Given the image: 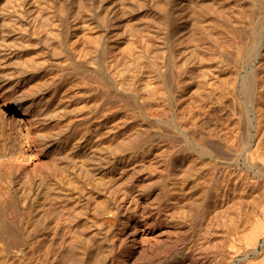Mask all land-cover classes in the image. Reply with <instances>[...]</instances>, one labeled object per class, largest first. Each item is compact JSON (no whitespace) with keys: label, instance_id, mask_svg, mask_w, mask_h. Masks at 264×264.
<instances>
[{"label":"rangeland","instance_id":"obj_1","mask_svg":"<svg viewBox=\"0 0 264 264\" xmlns=\"http://www.w3.org/2000/svg\"><path fill=\"white\" fill-rule=\"evenodd\" d=\"M125 1L115 9L132 3ZM134 1L130 6L135 10L130 15L134 16L129 20L132 24L124 9L121 14L114 9L119 25L106 48L112 56L102 50L104 60L101 57L98 75L94 62L88 61L93 48L77 40L89 29L73 38L70 46L67 43L57 52L51 50L54 54L42 48L39 53L44 62L35 65L36 69L31 66L32 56L25 58L29 64L22 59L21 65L27 63L28 67H17L13 61L14 71L4 69L0 86V221L13 208L20 214L19 225L21 218L24 224L36 220L37 227L53 221L46 240L68 247L63 239L78 234L81 244L94 248L92 256L82 253L85 264H123L129 251V261L136 264L263 263L264 233L256 239L257 245L250 247L248 242H253L249 235L257 233L258 221L264 222V32L257 57L251 62L246 56L254 41L253 22L260 18L264 22V0H197V4L192 0L196 10L191 0L182 2L184 9L181 0H169V7L167 0ZM203 1L212 5H206L212 9L207 8L209 14L201 12L206 9L200 6ZM133 4L143 5L135 9ZM194 18L202 25L198 30H194L198 21ZM238 19H244V26ZM158 20L167 26H159L162 21ZM177 20L185 30L195 23L193 31H181L175 38ZM152 23L161 27L162 39ZM183 33L190 38L183 36L182 40ZM190 33L204 39L197 41L202 48H198L197 38L191 40ZM171 34L174 45L182 37L179 48L175 45L180 50H173L170 39L163 44V38H171ZM150 36L154 42H149ZM165 45L168 49L162 52ZM191 46L199 51L193 47V52ZM158 47L164 49L156 55ZM181 47H187L183 49L187 54L180 52ZM172 51H178L177 55ZM84 52H88L86 56ZM177 62L181 69H176ZM191 66L202 73L195 68L198 72L193 76V71H187ZM253 70L256 84L250 100L235 86L242 75ZM132 86L139 93H131ZM12 96L17 102L10 101ZM144 101L146 106L141 104ZM22 168L28 171V178H20ZM59 221L61 227L55 233ZM15 232H0V261L3 252L17 254ZM37 258V264H53V257L47 260L41 251Z\"/></svg>","mask_w":264,"mask_h":264},{"label":"bare ground","instance_id":"obj_2","mask_svg":"<svg viewBox=\"0 0 264 264\" xmlns=\"http://www.w3.org/2000/svg\"><path fill=\"white\" fill-rule=\"evenodd\" d=\"M47 1L48 0H0V86H2V81H3V74H6V72L4 71V69H6L7 70V67H12V64L15 62V63H17V67H18V64L19 65H21L22 63L24 64V62H23V60L22 59H24V61H26L25 60V58L27 59L28 57L27 56H32V57H30V58H32L31 60H32V62H31V66L32 67H35V65H36V67L37 66H39V63H40V66H41V64L44 62H42V60L41 59H43V56H42V58H41V55H40V53L39 52H41V49L42 48H45V50L46 49H48L49 50V53H50V51L51 50H56V51H53V52H57V49H59V48H65V46H66V44L67 43H69L73 38H75V37H78L77 35H79V33L81 32V31H85V29H89V31H88V34H87V32L85 31V33H84V35H82V36H80V37H78L77 38V40L79 39L81 42H85L86 43V45L89 47V48H93V51H91L90 50V52L92 53V55H91V57L88 59V61L90 60L91 62H94V65H95V70H94V72L98 75L99 73H101L100 71V69H101V63H102V59L104 58V57H102V50H104L105 52H109V55L110 56H112L111 54H110V52L111 51H109V49H106L107 48V45L108 44H110L109 42H111V40L114 38V36H116V33H117V25H119V18L117 17L118 15L116 14V12H114V9L116 8V9H118V7H117V5L120 3V4H122L123 2V0L121 1V0H50L51 2H49L48 4H51V7L50 6H47L48 4H46L47 3ZM131 1V0H130ZM133 1L134 0H132V3H133ZM140 1V0H139ZM156 1V0H155ZM157 1H159V0H157ZM165 0H163V2H164ZM168 1L169 0H167V1H165V3H166V5L169 7V5L171 4V2H172V0H170L169 1V5H168ZM176 2L177 1H179V0H175ZM189 1V0H188ZM194 1V0H193ZM192 0L189 2V3H191V2H193ZM196 1L197 0H195V3H196ZM201 1V0H200ZM208 1V0H207ZM206 1V2H207ZM122 2V3H121ZM126 1L124 0V3H125ZM135 2V1H134ZM138 2V1H137ZM136 2V3H137ZM141 2V1H140ZM182 2H184V0L182 1L181 0V2L179 3L180 5H181V3ZM198 2V1H197ZM202 2V1H201ZM201 2H199L200 4V6L201 7H206V9L204 10V9H202L203 11H201V10H199V11H201L202 12V14H203V12L205 11L206 13L209 11V10H207V8H209V6H206V5H208V4H210V6H211V8H212V5H211V3H209V2H207V4H205L206 2L205 1H203L204 2V5H202L203 3H201ZM124 3H123V5H121V7L122 6H124ZM132 3H131V5H132ZM135 3V4H136ZM143 3V2H142ZM158 3V2H157ZM173 3V2H172ZM194 3V2H193ZM194 3V4H195ZM46 4V5H45ZM128 3H126V5H125V7H123V9H124V11H125V16L127 15V21L128 22H130L131 23V21H129L130 19H132V18H130L131 16V12H133V11H135L134 10V7H133V9L130 7L131 5H130V3L127 5ZM135 4H133L134 6H135V9H137L139 6L141 7V5H143V4H141V5H139L138 7L135 5ZM140 4V3H139ZM158 4H160V3H158ZM162 4V3H161ZM160 4V5H161ZM188 4V3H187ZM192 4V3H191ZM197 4V3H196ZM138 5V4H137ZM164 6L163 7H165V4H163ZM174 5V4H173ZM175 5H176V3H175ZM182 5H183V9L186 7L185 6V4H183L182 3ZM182 5H181V7H182ZM193 5V4H192ZM171 6V5H170ZM179 6V5H178ZM188 6H191V5H188ZM187 6V7H188ZM194 6H196V5H193V9H194ZM198 6V5H197ZM199 6V7H200ZM163 7H160L159 6V8H163ZM201 7L199 8V9H201ZM203 7V8H204ZM176 8V7H175ZM175 8H173V9H175ZM191 8V7H190ZM211 8H209L210 10H212ZM115 9V10H116ZM122 8H120V10H121ZM122 9V10H123ZM163 9H165V11H166V7L165 8H163ZM162 9V10H163ZM169 9V8H168ZM170 9H171V7H170ZM172 9V10H173ZM178 9V8H177ZM188 9H189V7H188ZM192 9V8H191ZM197 9H198V7H197ZM119 10V11H120ZM121 10V11H122ZM159 10V9H158ZM162 10H159L160 12L162 11ZM172 10H169L170 12H172ZM185 10H187V9H185ZM194 10H196V7H195V9ZM207 10V11H206ZM116 11H118V10H116ZM118 11V12H119ZM123 11V12H124ZM159 11H158V14H159ZM183 11V10H182ZM188 11V10H187ZM114 12V13H113ZM178 12V11H177ZM176 12V13H177ZM180 12V11H179ZM197 12H198V10H197ZM201 12H198V13H201ZM204 12V13H205ZM219 13H220V11H218ZM262 12V11H261ZM264 12V11H263ZM167 13V12H166ZM165 12H164V14H166ZM169 13V12H168ZM172 13H175V12H172ZM184 13H185V11H184ZM187 13V12H186ZM185 13V14H186ZM189 13H196L195 11H190ZM210 13H211V11H210ZM219 13H218V15H219ZM119 14H121V12H119ZM124 14V13H123ZM122 14V15H123ZM157 14V15H158ZM162 14V13H161ZM170 15H171V13H169ZM188 14V13H187ZM193 14V15H194ZM197 14V13H196ZM207 14H209V12L207 13ZM122 15H121V18H123L122 17ZM174 14H172V16H173ZM176 15V17H178L179 15H180V17L179 18H182V14H179L178 15V13L177 14H175ZM174 15V16H175ZM178 15V16H177ZM191 16H192V14H190ZM203 15H205V14H203ZM212 15H216V14H212ZM218 15L217 16H215V17H218ZM222 15V14H221ZM219 16V17H222V16ZM163 16H166V15H163ZM167 16H169L168 14H167ZM166 16V17H167ZM184 16V15H183ZM196 18L198 17V15L196 16V15H194ZM263 16V15H262ZM159 18H160V16H158ZM170 17V16H169ZM186 17V16H185ZM185 17H183L184 19H185ZM188 17L190 18V16H189V14H188ZM226 17V16H225ZM224 17V18H225ZM175 18V17H174ZM196 18H194V20L196 19ZM223 18V19H224ZM241 18V17H240ZM243 18V17H242ZM187 19V18H186ZM199 19V18H198ZM198 19H196V20H198ZM202 19H204V18H202ZM261 19V18H260ZM257 20V21H255V22H253V25H252V34H253V39H254V41H253V44H252V46L248 49V51H247V55L248 56H246V61H251L252 62V60H254L255 59V57H257V55H258V51H259V41H260V39H261V37H262V34H263V30H264V22H263V20ZM183 20V19H182ZM189 20V19H188ZM200 20H201V18H200ZM216 20H218L217 18H216ZM220 20H222L221 18H219V21ZM244 20V19H243ZM242 20V21H243ZM121 21V20H120ZM125 21V20H124ZM157 21V20H156ZM158 21H162V20H158ZM164 21V20H163ZM158 22L159 23V26H161L162 24V26H164L165 25V23L166 22ZM193 21V20H192ZM241 21V19L239 20L238 19V22H240ZM242 21L239 23V24H242ZM127 22V23H128ZM154 22H155V20H154ZM173 22H174V19H173ZM176 23V29L175 28H173V32H174V36H175V38L176 37H178V35H179V33H182L185 29H184V27H182L181 25L182 24H180V22H178V20L177 21H175ZM188 22V21H187ZM197 23H199L200 21L198 20V21H196ZM224 22H226V20L224 21ZM223 22V23H224ZM122 23H123V21H122ZM150 23V22H149ZM148 23V24H149ZM196 23V25L197 26H195L196 28L198 27V25H200V27L202 26L200 23L199 24H197ZM223 23L221 24L220 23V26L222 27V25H223ZM121 24V23H120ZM132 24V23H131ZM145 24V23H144ZM153 24V23H152ZM161 24V25H160ZM168 24H171L170 22L168 23ZM195 24V23H194ZM194 24H193V28L192 29H194ZM225 24H227V22L225 23ZM245 24V23H244ZM247 24L249 25V27H250V24L247 22ZM140 25V24H139ZM147 25V24H146ZM145 25V26H146ZM154 26L156 25V27L157 28H159V26H157V24H153ZM173 25V24H172ZM172 25H171V27H172ZM243 25V24H242ZM242 25H240V27H242ZM246 25V24H245ZM121 26V25H120ZM119 26V27H120ZM123 26V25H122ZM131 26V25H130ZM129 26V27H130ZM135 26H136V24H135ZM144 26V27H145ZM167 25H165V27H166ZM191 26H192V24H191ZM219 26V27H220ZM236 26H238L239 27V25H236ZM244 26V25H243ZM146 27H148V25L146 26ZM149 27H151L150 26V24H149ZM199 27V28H200ZM220 27V28H221ZM130 28H132V27H130ZM136 28V27H135ZM134 28V26H133V28H132V30L133 29H135ZM161 28V27H160ZM160 28L159 29H156L157 31H158V33H157V31L156 30H153L154 32L156 31V33H157V35L159 36V37H161L160 36ZM204 28V27H203ZM223 28V27H222ZM221 28V29H222ZM242 28H244V27H242ZM247 28V27H246ZM137 29V28H136ZM152 29V28H151ZM164 30H168V29H166V28H163ZM187 29L188 28H186V30L185 31H187ZM191 29V28H190ZM190 29H188L189 31L188 32H190ZM191 29V31H193ZM224 29V28H223ZM222 29V30H223ZM235 29L237 30V27H235ZM250 29H251V27H250ZM250 29H248V31L250 30ZM119 30H121V29H119ZM149 30V29H148ZM164 30H162V31H164ZM194 30H198V28L197 29H194ZM200 30H201V28H200ZM199 30V31H200ZM244 30V29H243ZM150 31V30H149ZM152 31V32H153ZM161 31V32H162ZM182 31V32H181ZM203 31L205 32H207V29L205 30V29H203ZM151 32V31H150ZM204 32H202L201 31V33H203V34H206V33H204ZM223 32V31H222ZM238 32V31H237ZM240 32V31H239ZM156 33H153V38H155L154 37V35H156ZM164 33H166V31L164 32ZM168 33H169V31H168ZM167 33V34H168ZM172 33V32H171ZM195 33V32H194ZM199 33V32H198ZM197 33V34H198ZM249 33H250V31H249ZM184 34V33H183ZM191 34V37L193 36V34L192 33H190ZM208 34V33H207ZM240 34H241V32H240ZM156 35V36H157ZM185 35H189V34H184V35H182V37L184 36V37H186ZM201 35V34H200ZM210 35V38H211V33L209 34ZM151 36H150V38H151ZM157 36V37H158ZM167 36V35H166ZM164 37L163 38V40H164V42H163V44L165 43H169L170 41H171V39H172V34H171V38L169 37V38H167V37ZM169 36V35H168ZM173 36V37H174ZM180 36H181V34H180ZM180 36H179V38H180ZM194 36H198V35H196V33H195V35ZM204 36H206V35H204ZM203 36V37H204ZM157 37L154 39V40H156L157 39ZM182 37H181V39H182ZM183 37V39L182 40H184L185 38ZM188 38H190L189 36H187ZM186 37V38H187ZM209 37V36H208ZM207 37V38H208ZM212 37H213V35H212ZM149 37H148V39H149V42H151V41H153L154 42V40L152 39H150ZM194 38H197V37H194ZM193 37L191 38V40L192 39H194ZM199 38H201V36H199ZM209 38V39H210ZM252 38V37H251ZM161 39H162V37H161ZM168 39H170V41L168 40ZM178 39V38H177ZM181 39H179V41L178 40H176L175 39V42L177 41V44H178V42H181ZM206 39V38H205ZM209 39H206L207 41L209 40ZM119 40V39H118ZM173 40V39H172ZM187 40H189V39H187ZM201 41H204V39H200ZM200 40H198V38L195 40V42L197 43V45H198V48L199 47H201L202 48V46L200 45V44H198V42H200ZM162 41V40H161ZM198 41V42H197ZM210 41H211V39H210ZM152 42V43H153ZM156 42H157V40H156ZM160 42V41H159ZM158 42V43H159ZM173 41H171L170 43L172 44V47L174 46V48H173V50L174 49H176L175 48V45L177 46V44L175 43V45L172 43ZM188 42V41H187ZM186 42V40H185V43L184 44H186L187 43ZM190 42V41H189ZM261 42V41H260ZM182 43V44H183ZM192 43H194V41L193 42H191L190 43V45H192ZM195 43V44H196ZM150 44V43H149ZM181 44V43H180ZM183 44V45H184ZM249 44V43H248ZM247 44V45H248ZM68 45V44H67ZM157 45V44H156ZM240 45V44H239ZM245 45V44H244ZM246 45V46H247ZM69 46H70V43H69ZM151 46V45H150ZM159 46H162V47H164L161 43H159ZM171 46V45H170ZM184 46H186V45H184ZM242 46V45H241ZM110 47H111V45H110ZM153 47H154V44H153ZM155 47H157V46H155ZM178 47V46H177ZM188 47V46H187ZM187 47H184L185 49H187ZM192 47V48H191ZM191 47H189V48H191L192 49V51H193V47L194 46H191ZM56 48V49H55ZM159 48V47H158ZM161 48V47H160ZM158 49L157 51L159 52V50H162V49H164V48H162V49ZM179 48V47H178ZM183 48V49H184ZM188 48V49H189ZM194 48H196L197 49V46H195ZM243 48V47H242ZM11 49V52H13L14 53V55L13 56H11L9 53H11L9 50ZM152 49V51H153V48H151ZM155 49V48H154ZM167 49L168 48H166V45H165V51H162V52H166L167 51ZM183 49H182V47H181V51L180 52H184L185 54H187V52H186V50H184L183 51ZM247 49V48H246ZM245 49V50H246ZM65 50V49H64ZM111 50V49H110ZM176 50H180V49H176ZM195 50V49H194ZM198 50V49H197ZM203 50V49H202ZM7 51H9V52H7ZM155 51H156V49L154 50V53H155ZM157 51H156V53H157ZM191 51V53H193V52H195V51H193L192 52ZM199 51V50H198ZM197 51V52H198ZM229 51V50H228ZM240 51V50H239ZM44 52V51H43ZM52 52V51H51ZM52 52V53H53ZM89 52V53H90ZM162 52L160 53H158V54H156V55H159V54H162ZM175 51H172V55L173 54H176L177 52H175ZM196 52V53H197ZM226 51H224V53H225ZM42 53V52H41ZM88 53V52H87ZM87 53L86 52H84V54H85V56L87 55ZM168 53V52H167ZM167 53H165V54H167ZM196 53H193V54H196ZM200 53V52H199ZM203 52H201L200 54H202ZM227 53V52H226ZM46 54V53H45ZM54 54V53H53ZM106 54H108V53H106ZM170 54V53H169ZM183 54V53H182ZM184 54V55H185ZM10 55V56H9ZM177 55V54H176ZM175 55V57H174V59L177 57ZM180 55V54H179ZM178 55V56H179ZM184 55L182 56V57H184ZM192 56V54H189V58ZM244 55H245V53H244ZM90 56V55H89ZM107 56V55H106ZM162 56V55H161ZM171 55H169V57H170ZM188 56V55H187ZM198 55H196V57H197ZM36 57V58H35ZM101 57H102V59H101ZM154 57H155V55H154ZM160 57V56H159ZM159 57H156V58H159ZM163 57V56H162ZM161 57V58H162ZM168 57V58H169ZM172 57V56H171ZM196 57H194L195 58V60H197L196 59ZM201 58L202 57V59H203V56H201V55H199L198 56V58ZM106 58V57H105ZM155 58V60H157L158 61V59H156ZM160 58V59H161ZM180 58V57H179ZM185 58V57H184ZM189 58H188V60H189ZM194 58H193V60H194ZM254 58V59H253ZM45 59H47V58H45ZM164 59V58H163ZM167 59V58H166ZM170 59H172V58H170ZM183 59V58H182ZM191 59V58H190ZM242 59V58H241ZM16 60V61H15ZM22 60V61H21ZM30 60V59H29ZM104 60V59H103ZM169 60V59H168ZM167 60V61H168ZM176 60V59H175ZM179 60V59H178ZM185 60V59H184ZM193 60H190V61H193ZM14 61V62H13ZM88 61H86V62H88ZM156 61V62H157ZM166 61V62H167ZM181 61V60H180ZM180 61H178V62H180ZM183 61V60H182ZM22 62V63H21ZM27 63H28V60L26 61ZM107 62V61H106ZM161 63H162V61H160ZM159 62V63H160ZM165 62V63H166ZM178 62H177V64H178ZM183 62H185V61H183ZM187 62V61H186ZM250 62V63H251ZM25 64L24 66H22V67H25L26 65H27V67H28V64ZM107 63H109V62H107ZM158 63V65H159V67H161L160 66V64ZM170 63V62H169ZM188 63V62H187ZM190 63V62H189ZM193 63H194V61H193ZM38 64V65H37ZM176 64V63H175ZM181 64L183 65V63L181 62ZM185 65H186V63H184ZM196 64V63H195ZM242 64V63H241ZM244 64V63H243ZM246 64H248V63H246ZM15 65V64H14ZM105 65V64H104ZM108 65V64H107ZM141 65V67H142V64H140ZM154 65H155V63H154ZM170 65H171V63H170ZM179 65V67H177ZM177 66H176V69H181V67H180V63L178 64ZM192 65V64H191ZM194 65V64H193ZM197 65V64H196ZM198 65H200V64H198ZM16 66V65H15ZM14 66V67H15ZM44 66V65H43ZM127 66H129L128 64H127ZM127 66H126V68H127ZM156 66V65H155ZM164 65H162V67H163ZM184 66V65H183ZM188 66H190V65H188ZM6 67V68H5ZM16 67V68H17ZM20 67V66H19ZM29 67H30V65H29ZM36 67L34 68V69H36ZM108 67V66H107ZM158 67V68H159ZM171 67V66H170ZM185 67V66H184ZM109 68V67H108ZM195 68H198V71H199V67H195ZM195 68H193L192 66L190 67V70L189 69H187V71H190V72H192V73H194V72H198ZM12 69V71H14V68L12 67L11 68ZM20 68H18V70H19ZM160 69V68H159ZM163 69H164V67H163ZM176 69H175V74L177 75V73H179V72H177L176 71ZM239 69H240V67H239ZM18 70H17V72H18ZM237 70V69H236ZM241 70V69H240ZM3 71V72H2ZM161 71V70H160ZM170 71V70H169ZM179 71V70H178ZM184 71V70H183ZM182 71V72H183ZM187 71H186V73H187ZM202 71V70H201ZM204 71V70H203ZM154 72V71H153ZM181 72V73H182ZM189 72V73H190ZM200 72V71H199ZM15 73V72H14ZM169 73V72H168ZM167 73V77H169L170 76V74H168ZM189 73H188V75H189ZM202 72H200V74H201ZM237 73H239L238 71H237ZM8 74H9V72H8ZM11 74V73H10ZM19 74V73H18ZM163 74H166L165 72H161V75L163 76ZM191 74V73H190ZM198 74V73H197ZM234 74V73H233ZM236 74V73H235ZM12 75V74H11ZM11 75H9V76H11ZM157 75V74H156ZM169 75V76H168ZM193 76H195L196 74L194 73V74H192ZM237 75H240V74H237ZM158 76V75H157ZM190 76V75H189ZM192 76V77H193ZM258 76V75H257ZM4 77H5V75H4ZM16 77V76H15ZM100 77V76H99ZM156 77V76H155ZM159 77V76H158ZM157 77V78H158ZM166 77V78H167ZM171 77V76H170ZM169 77V78H170ZM188 77V76H187ZM196 77H199V76H196ZM196 77H194L195 79H199V78H196ZM259 77V76H258ZM6 78H7V75H6ZM6 78L4 79V81L6 80ZM18 78V77H17ZM160 78V77H159ZM169 78H167V81H168V79ZM176 78H177V76H176ZM186 78V77H185ZM189 78V77H188ZM187 78V79H188ZM103 79V78H102ZM175 79V78H174ZM187 79L185 80V81H187ZM189 79H191V78H189ZM194 79V80H195ZM201 79V78H200ZM239 79H240V77H239ZM112 80V79H111ZM165 80V79H164ZM170 80H172V79H170ZM182 80V79H181ZM237 80V79H236ZM97 81L98 82H100L99 81V79H97ZM114 81V80H113ZM112 81V82H113ZM124 81V80H123ZM202 81V80H201ZM200 80H199V82H201ZM109 82V81H108ZM164 82V81H163ZM181 82V81H180ZM179 82V83H180ZM184 82V81H183ZM183 82H181V83H183ZM192 82V81H191ZM198 82V81H197ZM114 83V82H113ZM124 83V82H123ZM127 84L129 83V81L128 82H126ZM131 83H134V82H131ZM168 83H169V81H168ZM173 83V82H172ZM180 83V84H181ZM237 82H235L234 84H236ZM111 84V83H110ZM118 84V83H117ZM125 85V86H127L128 87V85ZM135 84H137V82H135ZM174 84V83H173ZM173 84H172V86H173ZM177 84V83H176ZM255 84H256V74H255V71L253 70V71H250V72H247L246 74H244V75H242V78H241V82L239 83V84H237V86H235L237 89H238V91H240V92H242L243 93V96L245 95V98L247 99H252V97L254 96V94H255ZM104 85V84H103ZM182 85V84H181ZM112 86V85H111ZM133 86H134V84H133ZM132 86V87H133ZM170 86V85H169ZM109 87V86H108ZM124 87V86H123ZM131 87V88H132ZM137 86H135V87H133L132 89L133 90H131V93H132V91H135V92H137L138 90V88H136ZM174 87V86H173ZM172 87V88H173ZM124 88H126V87H124ZM168 88V87H167ZM127 89V88H126ZM129 89V88H128ZM140 89V88H139ZM174 89L175 88H173V91H174ZM236 89V90H237ZM112 90V89H111ZM121 91V90H120ZM129 91V90H128ZM130 92V91H129ZM237 92V91H236ZM138 93H139V91H138ZM172 93V92H171ZM174 93V92H173ZM239 93V92H238ZM121 94V93H120ZM130 95H133V94H130ZM128 97H129V95H127ZM126 96V97H127ZM138 96H139V94H138ZM172 96H173V94H172ZM238 96H239V94H238ZM240 96H242L241 94H240ZM239 96V97H240ZM10 97V96H9ZM134 97V96H133ZM140 97V96H139ZM139 97H137V98H139ZM136 98V99H137ZM173 99H174V97H172ZM176 98V97H175ZM10 99V98H9ZM178 99H179V96H178ZM242 99V98H241ZM240 99V100H241ZM141 101H142V99H140ZM174 100H176V99H174ZM237 100H238V98H237ZM10 101L11 102H17V99H14L13 98V96H12V99H10ZM137 101V100H136ZM181 101V100H180ZM246 101V100H245ZM133 102V101H132ZM145 102L146 101H144V103H141V102H139V104L141 103V104H145ZM174 103H175V101H173ZM242 102V101H241ZM240 102V103H241ZM131 103V102H130ZM129 103V104H130ZM148 103V102H147ZM165 103V102H164ZM173 103V104H174ZM177 103H180V102H177ZM243 103V102H242ZM133 104H136V103H133ZM132 104V105H133ZM140 104V105H141ZM150 104H151V101H150ZM158 104H160V102H158L157 103V107H159L158 106ZM166 104H167V101H166ZM166 104H164V105H166ZM156 105V104H155ZM155 105H151V106H154V107H156ZM161 105H163V103L161 104ZM171 105V104H170ZM169 105V106H170ZM131 106V105H130ZM134 106V105H133ZM145 106H146V104H145ZM174 106H176V105H174ZM173 106V107H174ZM161 107H164V106H161ZM165 107H168V105L167 106H165ZM40 111H41V113L42 114H44V112L42 111V109H40ZM23 169V171L21 170V172H20V178H28V171H26V170H24V168H22ZM39 195V194H38ZM37 195V196H38ZM25 204H26V201H25ZM14 210H12V211H9V212H6L5 210V213L8 215V216H3V218H2V221H0V232H1V234L2 235H4L5 233H6V231H8V232H12L13 233V231H16L15 232V239L17 240L16 241V247H17V254L16 253H11V252H3L4 253V255L2 256V260L0 261V264H25V262L26 261H30L31 263H36L37 264V261H38V258H37V252L38 251H41L42 253H44L45 254V256H46V258H47V260H49V258L51 257H53V264H63L65 261H67V263L66 264H68V262L70 261V259H72V261H70V263H72V264H75V262L73 263V260H75L76 261V263L77 264H85V261H86V258H85V256H83V257H81L82 256V253H84V251H87L91 256L93 255V253H94V248L91 246V245H86V244H81V237L78 235V234H71V239L70 240H68L67 239V236L63 239V244H69V246L67 247V246H63V247H57L56 246V242L55 241H51V242H49V241H47L46 240V238L50 235V227H51V225H52V222L53 221H48V222H43V223H41V225L39 224L38 225V227H37V224H35V222H36V220H28L27 221V223L26 224H24L25 223V221H23V219L21 218V221H20V225H19V221H18V219H20V214L16 211V209L15 208H13ZM8 211V210H7ZM31 212H30V216H31ZM32 217V216H31ZM30 217V218H31ZM0 218H1V216H0ZM260 224L258 225V226H256L257 227V233H252L251 234V232H250V235H251V237H250V235H249V238H251V239H253V240H249V241H253V242H248V243H250V247H252V243H255V245H257V238H258V236H260V234L261 233H264V222H263V220H262V222H261V220L260 221H258ZM258 222H257V224H258ZM61 221H59V222H57V224H56V226H55V228H56V231H55V233H59V229H60V227H61ZM45 228V229H44ZM52 228V227H51ZM42 229H44L45 230V232H43L44 230H42ZM253 230H255L254 228H253ZM255 231V232H256ZM253 232V231H252ZM66 234V233H65ZM248 235V234H247ZM246 238H248V236L246 237ZM7 247H8V245H6ZM254 247H256V246H254ZM253 247V248H254ZM68 255V256H67ZM130 255H131V252L129 251V252H127V254L125 255V258H124V260H123V264H136L137 263V261H135V260H132V262H130L129 261V257H130ZM262 255V254H261ZM68 257L70 258V259H68ZM74 258V259H73ZM91 257H89V259H90ZM264 257L262 256V259H263ZM259 259H261L260 258V256H259V258H258V260ZM252 260V259H251ZM257 260V261H258ZM264 260V259H263ZM253 261V260H252ZM254 261H256V260H254ZM196 262V261H195ZM261 262H262V260H261ZM251 263V262H250ZM253 263V262H252ZM251 263V264H252ZM255 263H257V262H255ZM263 263H264V261H263ZM263 263H259V264H263ZM40 264V263H39ZM248 264H249V262H248ZM254 264V263H253ZM258 264V263H257Z\"/></svg>","mask_w":264,"mask_h":264}]
</instances>
